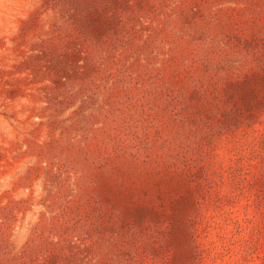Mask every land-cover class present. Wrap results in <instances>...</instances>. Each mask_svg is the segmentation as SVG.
Here are the masks:
<instances>
[{"label": "rangeland", "instance_id": "obj_1", "mask_svg": "<svg viewBox=\"0 0 264 264\" xmlns=\"http://www.w3.org/2000/svg\"><path fill=\"white\" fill-rule=\"evenodd\" d=\"M0 264H264V0H0Z\"/></svg>", "mask_w": 264, "mask_h": 264}]
</instances>
